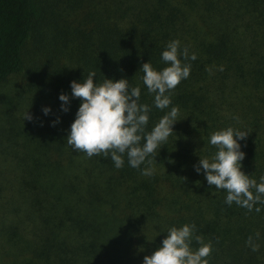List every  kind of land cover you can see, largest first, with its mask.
<instances>
[{"label":"trees","instance_id":"1","mask_svg":"<svg viewBox=\"0 0 264 264\" xmlns=\"http://www.w3.org/2000/svg\"><path fill=\"white\" fill-rule=\"evenodd\" d=\"M47 19L42 0H0V86L26 71L24 52L46 41ZM59 24L51 29L56 44L45 42L39 54L40 101L50 111L39 131L15 140L26 220L3 228L11 245L3 264H142L169 227L185 223L211 244L208 264H264V203L229 206L226 191L194 167L217 151L209 135L232 126L250 130L239 141L242 171L257 182L264 176V0H73ZM172 40L196 58L171 91L178 120L153 154V174L126 156L116 168L110 157L72 150L66 136L80 99L70 82L94 71V82L125 77L139 85L149 132L169 109L154 106L139 68L148 60L165 67L161 52ZM61 93L70 97L66 111Z\"/></svg>","mask_w":264,"mask_h":264},{"label":"clouds","instance_id":"2","mask_svg":"<svg viewBox=\"0 0 264 264\" xmlns=\"http://www.w3.org/2000/svg\"><path fill=\"white\" fill-rule=\"evenodd\" d=\"M195 58L194 53L189 56L186 48L181 49L178 40H172L161 52L165 67L156 69L149 60L140 66L142 82L148 93L154 94V106L161 110L169 109L149 132L145 131V126L150 107L138 103L141 95L139 85L129 87L125 77L113 79L104 76L102 82L97 79L94 82L93 77H97L94 71L87 72L79 81H71V96L79 98L80 104L66 136L67 144L72 150L84 152L89 157H110L116 168L124 165L125 156L130 167L139 168L146 163L147 167L141 172L146 176L152 175L153 154L174 132L172 125L178 120V109L175 106L169 108L171 91L190 74L191 66L185 61ZM58 98L66 111L69 94L61 93ZM43 111L47 114L50 108L45 107ZM25 118L31 119L27 111L23 120ZM248 132L250 130L232 126L212 132L207 142L217 151L210 158L200 156L198 165L194 167L197 172L203 170L208 185H214L215 190L226 191V204L230 206L235 202L251 211L254 205L264 203V176L257 182L242 171L245 153L239 141L245 139ZM256 211H259L258 207ZM193 240L198 247H192ZM246 243L253 251L257 250L258 244L251 236ZM210 251L211 244L203 243L202 238L195 234V225L185 223L169 227L159 247L145 255L142 264H208Z\"/></svg>","mask_w":264,"mask_h":264},{"label":"rangeland","instance_id":"3","mask_svg":"<svg viewBox=\"0 0 264 264\" xmlns=\"http://www.w3.org/2000/svg\"><path fill=\"white\" fill-rule=\"evenodd\" d=\"M42 1L48 9V37L40 43H29L24 52L26 71L12 76L0 86V264H3L2 255L11 249L9 241L3 237V228L15 225L17 218L26 220L22 194L17 184V178L24 173V168L16 152L18 147L15 140L17 142L19 138L20 142L26 141L31 133L39 131L43 123L40 116L46 118L40 101L42 90H38V85L44 87L45 84V78L40 73L39 54L47 50L45 42L51 49L56 44L52 23L60 25L73 7V0ZM26 111L31 119L23 120Z\"/></svg>","mask_w":264,"mask_h":264}]
</instances>
